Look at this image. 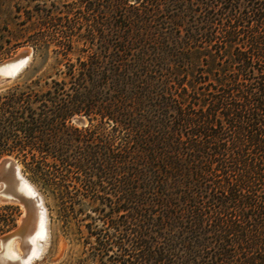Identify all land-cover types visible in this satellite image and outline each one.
I'll return each mask as SVG.
<instances>
[{
  "label": "trees",
  "instance_id": "trees-1",
  "mask_svg": "<svg viewBox=\"0 0 264 264\" xmlns=\"http://www.w3.org/2000/svg\"><path fill=\"white\" fill-rule=\"evenodd\" d=\"M21 1L4 55L55 63L0 89V161L55 202L67 264H264V0Z\"/></svg>",
  "mask_w": 264,
  "mask_h": 264
},
{
  "label": "water",
  "instance_id": "water-1",
  "mask_svg": "<svg viewBox=\"0 0 264 264\" xmlns=\"http://www.w3.org/2000/svg\"><path fill=\"white\" fill-rule=\"evenodd\" d=\"M33 55V48L24 47L15 57L0 62V68L20 64L15 74H0V87L15 80L28 65ZM75 122L79 125H85L87 120L77 118ZM22 178L29 181L22 172V167L18 161L11 158L0 161V205H17L23 210L18 225L11 232L0 235V264H38L45 253L44 248L40 255L31 256L33 244L30 238L34 237L37 232L39 216L43 213V210L46 213V224L49 233V211L43 196L30 181L36 192L34 197H26L19 191V183ZM17 243L19 244V257L17 259L7 258L5 256L7 249L16 246ZM44 243L43 241L42 244L44 245Z\"/></svg>",
  "mask_w": 264,
  "mask_h": 264
},
{
  "label": "rangeland",
  "instance_id": "rangeland-1",
  "mask_svg": "<svg viewBox=\"0 0 264 264\" xmlns=\"http://www.w3.org/2000/svg\"><path fill=\"white\" fill-rule=\"evenodd\" d=\"M27 18L28 11L26 9L25 3H23L21 0H0V53H2L0 62L15 57L16 54L24 47H31L27 44H20L19 47H17V49H15L9 56L4 55L5 51L8 50L10 46L14 45L15 38L17 37L16 32H18V30L23 27V24L26 23L25 20ZM10 39L12 40V45L7 42L8 40L10 41ZM54 63L55 62L52 58V53H50V55L46 58L42 55H38L37 57L33 55L30 58L28 65L21 71L19 76L11 83L0 87V89L11 86L18 82H25L32 77H40L46 75L47 73L50 74L51 65H53ZM77 125L81 127L87 125V123L85 125ZM24 175L40 192L38 184L30 179L31 175L26 173H24ZM41 195L44 198L45 205L48 208V211L49 208L55 210V202L53 201V199L49 195L45 196L43 193H41ZM4 206L6 205H0V207ZM19 211L21 216L23 213L22 208L19 207ZM54 215L55 214H53V216ZM20 216L18 217L17 225L19 223ZM49 217V239L46 243L47 247H45L44 256L41 260H39L38 264H67L68 261L80 255L82 246L79 242L75 241V237L73 234H68L62 229L61 222H59L57 219L54 220V223L51 222L50 211ZM15 249L19 251L18 243L16 244Z\"/></svg>",
  "mask_w": 264,
  "mask_h": 264
},
{
  "label": "bare ground",
  "instance_id": "bare-ground-1",
  "mask_svg": "<svg viewBox=\"0 0 264 264\" xmlns=\"http://www.w3.org/2000/svg\"><path fill=\"white\" fill-rule=\"evenodd\" d=\"M19 67L20 64L6 66L4 68H0V73L4 75L15 74L19 69ZM19 191L26 197H34L36 195L34 187L31 185L29 181H27L24 178H22L19 183ZM41 236H43V238H41ZM48 239H49V233L46 224V213L43 210V213L40 214L39 216L37 232L34 235V237L30 238V241L33 244L32 245L33 250L31 256L40 255L43 252L44 248L47 247L46 243ZM43 241L45 242L44 245L42 244ZM19 255L20 253L15 249V246L8 248L5 254V256L10 259H17Z\"/></svg>",
  "mask_w": 264,
  "mask_h": 264
},
{
  "label": "snow or ice",
  "instance_id": "snow-or-ice-1",
  "mask_svg": "<svg viewBox=\"0 0 264 264\" xmlns=\"http://www.w3.org/2000/svg\"><path fill=\"white\" fill-rule=\"evenodd\" d=\"M0 74H2V73H0ZM41 238H43V236H41Z\"/></svg>",
  "mask_w": 264,
  "mask_h": 264
}]
</instances>
